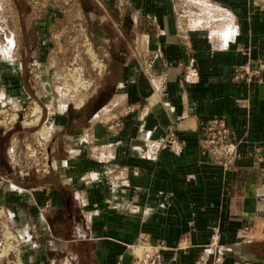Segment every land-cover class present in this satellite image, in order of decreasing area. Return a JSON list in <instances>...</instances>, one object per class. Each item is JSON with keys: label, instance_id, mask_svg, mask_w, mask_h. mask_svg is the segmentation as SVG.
Returning <instances> with one entry per match:
<instances>
[{"label": "crops", "instance_id": "crops-1", "mask_svg": "<svg viewBox=\"0 0 264 264\" xmlns=\"http://www.w3.org/2000/svg\"><path fill=\"white\" fill-rule=\"evenodd\" d=\"M95 1L123 7L101 20L116 28L103 43L121 48L105 49L98 91L76 107L52 88L44 59L34 83L0 18V108L7 118V106L38 101L50 136L49 172L24 173L28 130L0 125V204L20 263L130 264L127 246L142 239L163 242L167 264L256 254L246 248L264 242V69L233 76L264 65V0ZM215 117L239 140L230 168L202 151V126Z\"/></svg>", "mask_w": 264, "mask_h": 264}, {"label": "rangeland", "instance_id": "rangeland-1", "mask_svg": "<svg viewBox=\"0 0 264 264\" xmlns=\"http://www.w3.org/2000/svg\"><path fill=\"white\" fill-rule=\"evenodd\" d=\"M10 1L12 0H0L2 30L15 32L16 56L28 60L27 72L32 76L34 83L36 84L35 81L41 77V68L37 63L44 59L50 66L49 78L52 88L59 94H64L66 98L72 99V105L75 107L79 106V102L86 104L85 99L82 98L97 93L98 82L104 76L108 57L105 49L112 48L113 52H116L121 48L120 43L109 42L108 45L103 43L102 34L112 35L116 28L111 22L106 23V19V22L103 21L105 23L101 24V20H104L103 16L106 15L113 19L119 18L121 12L123 14L125 12L123 7L117 3L107 8L104 5L100 6L95 0H13L14 5H11ZM46 13H53V18L45 16ZM39 20H44L43 23L46 26V36L43 40L39 36ZM77 72H83L87 81L85 85L78 79ZM35 84L34 88L37 92L39 89ZM109 90L110 87H106L103 95ZM7 107H9L10 116L0 125L13 126L17 123L28 130L29 138L23 143L22 150L28 166L26 152L29 150L26 146L36 147L41 138L45 140L46 146L50 141L49 131L39 117L41 108L35 100L20 108L19 106ZM10 162L19 169L17 162H12L11 159ZM240 234L242 238L248 235L246 230ZM9 238L16 239L7 225L0 232V264H21L19 261L20 244L10 242ZM15 242L19 243L17 239ZM246 249L256 252L260 257L264 254V242L257 241ZM229 264L264 263L253 262L246 255Z\"/></svg>", "mask_w": 264, "mask_h": 264}, {"label": "built area", "instance_id": "built-area-1", "mask_svg": "<svg viewBox=\"0 0 264 264\" xmlns=\"http://www.w3.org/2000/svg\"><path fill=\"white\" fill-rule=\"evenodd\" d=\"M186 38V35L183 36ZM264 69V65L260 64L256 68H252L248 64L240 65L235 68L234 79L236 81H249L253 77L260 75ZM100 68L98 69V73ZM77 77L82 84L85 85L86 78L83 76V72H77ZM264 83V82H263ZM6 119L2 108H0V123ZM238 144L239 140L235 134L227 126L225 120L221 117H215L202 126L201 135V147L204 154L209 159L217 164L223 165L225 168H230L234 163V160L238 157ZM29 150L26 156L28 168L25 173L32 171L36 175H45L49 172L51 163L49 161V155L45 140L41 138L37 142V146L31 148L26 146ZM26 155V154H25ZM4 177L0 171V187L4 184ZM8 213L4 206L0 204V232L2 228H6L8 225ZM218 237V233L215 231L212 235V241L215 243ZM10 242L16 243L13 238H9ZM167 246L163 243L153 244L147 239L138 240L127 246L128 253L130 255V264H167L163 257V252Z\"/></svg>", "mask_w": 264, "mask_h": 264}, {"label": "water", "instance_id": "water-1", "mask_svg": "<svg viewBox=\"0 0 264 264\" xmlns=\"http://www.w3.org/2000/svg\"><path fill=\"white\" fill-rule=\"evenodd\" d=\"M247 256H249L250 260L253 262L264 263V254L259 257L255 253H248Z\"/></svg>", "mask_w": 264, "mask_h": 264}, {"label": "bare ground", "instance_id": "bare-ground-1", "mask_svg": "<svg viewBox=\"0 0 264 264\" xmlns=\"http://www.w3.org/2000/svg\"><path fill=\"white\" fill-rule=\"evenodd\" d=\"M78 105H80V104H78Z\"/></svg>", "mask_w": 264, "mask_h": 264}]
</instances>
